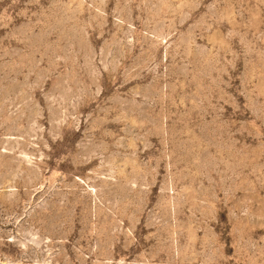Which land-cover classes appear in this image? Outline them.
<instances>
[{
    "label": "rangeland",
    "instance_id": "obj_1",
    "mask_svg": "<svg viewBox=\"0 0 264 264\" xmlns=\"http://www.w3.org/2000/svg\"><path fill=\"white\" fill-rule=\"evenodd\" d=\"M0 264H264V0H0Z\"/></svg>",
    "mask_w": 264,
    "mask_h": 264
}]
</instances>
